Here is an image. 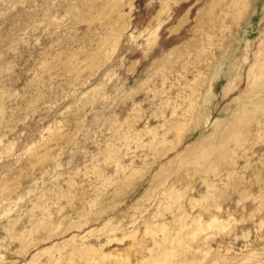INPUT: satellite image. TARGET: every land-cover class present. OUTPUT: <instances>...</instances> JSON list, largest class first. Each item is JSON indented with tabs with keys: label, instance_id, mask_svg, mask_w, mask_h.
<instances>
[{
	"label": "rangeland",
	"instance_id": "obj_1",
	"mask_svg": "<svg viewBox=\"0 0 264 264\" xmlns=\"http://www.w3.org/2000/svg\"><path fill=\"white\" fill-rule=\"evenodd\" d=\"M0 264H264V0H0Z\"/></svg>",
	"mask_w": 264,
	"mask_h": 264
}]
</instances>
